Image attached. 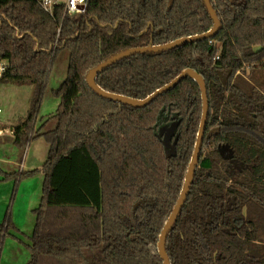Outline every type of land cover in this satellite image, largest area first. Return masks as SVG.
Masks as SVG:
<instances>
[{"label": "trees", "instance_id": "1", "mask_svg": "<svg viewBox=\"0 0 264 264\" xmlns=\"http://www.w3.org/2000/svg\"><path fill=\"white\" fill-rule=\"evenodd\" d=\"M213 36L120 59L99 72L106 91L144 99L183 70L205 79L207 131L195 177L167 238L171 264H264V0H210ZM215 22L205 0H92L87 11L49 14L38 0H0L1 81L31 84L26 117L14 126L26 149L43 136L44 174L27 264H164L158 243L182 193L203 116L198 81L185 77L144 107L104 97L90 71L120 52L204 34ZM61 27V32L58 30ZM69 65L57 110L37 127L55 64ZM177 122L175 152L162 127ZM46 127V128H45ZM225 149V150H224ZM247 166L242 170L234 164ZM10 205L0 254L15 228Z\"/></svg>", "mask_w": 264, "mask_h": 264}, {"label": "rangeland", "instance_id": "2", "mask_svg": "<svg viewBox=\"0 0 264 264\" xmlns=\"http://www.w3.org/2000/svg\"><path fill=\"white\" fill-rule=\"evenodd\" d=\"M69 59L64 55L55 64L48 79L47 88L41 101L37 127L41 126L50 114L54 113L60 102L56 94L66 78ZM264 90V89H263ZM33 87L31 84H16L0 80V120L11 125L19 123L21 117L27 113L30 107ZM27 115V114H26ZM178 123L172 122L170 125L160 129L169 153H174L173 134ZM46 128V127H45ZM13 145V143H12ZM14 146V145H13ZM19 149V147H17ZM19 164L14 168L9 164L0 161V168L8 173L25 170V172L35 168H43L48 159L50 145L43 136H37L26 149H20ZM9 152V151H8ZM19 154V152H18ZM23 158V168L26 160L28 166L21 168L20 159ZM37 165L30 168L29 163ZM3 174L0 172V179ZM23 185L15 191L17 181L10 179L0 181V226L5 218L8 207L11 206L13 216L20 220L22 226L27 231H10L7 235L4 248L0 254V264H27L31 259L29 245L32 243L36 214L34 210L39 207L43 194L44 174L43 172L23 179ZM29 182V183H28Z\"/></svg>", "mask_w": 264, "mask_h": 264}, {"label": "water", "instance_id": "3", "mask_svg": "<svg viewBox=\"0 0 264 264\" xmlns=\"http://www.w3.org/2000/svg\"><path fill=\"white\" fill-rule=\"evenodd\" d=\"M206 5L209 9V12L211 13L212 19L214 20L215 24L212 27V29L204 34L200 35H195V36H189V37H183L179 38L177 40H174L172 42L162 44V45H148V46H143V47H135V48H130L127 50H124L120 52L117 55L112 56L108 60L102 62L99 64L97 67L93 68L88 77L87 81L88 84L95 90L97 91L100 95L113 99L115 101H120L122 103L134 106V107H144L151 103L156 97L159 95L163 94L164 92H167L177 86L179 82L184 79L185 77H192L198 83L200 84L201 90H202V99H203V116H202V121L200 125V129L198 132V138L194 150V154L192 157V161L190 163L188 173L186 175L184 187L182 190V193L180 195V198L178 199L176 205L174 206V209L166 222L164 229L160 235V240L158 243L159 251L160 254L164 260V264H171L170 257L167 252V238L170 234V231L173 228L174 223L176 222L179 212L182 209L185 201L187 200L188 194L191 190L192 182L195 177V172H196V167L199 164L200 156H201V150L203 147L204 139L205 136L210 138L213 134H216L218 131H220V128L218 127L216 130H210L206 132L207 129V123H208V117H209V111H210V105H209V96H208V89H207V84L205 79L200 75L197 71L193 69H186L183 70L176 78H174L172 81L164 85L163 87L157 89L153 94L149 95L148 97L144 99H138V98H133L129 97L126 95L114 93V92H109L104 90L97 82L96 78L99 72L103 71L105 68L111 66L112 64L116 63L120 59H123L125 57H129L132 55L136 54H141V53H147V52H163L165 50H170L173 48H176L178 46H182L188 42H192L195 40H200L204 39L210 36L215 35L221 28V21L217 15L216 10L213 8L211 1L210 0H205ZM173 3V0H170V4Z\"/></svg>", "mask_w": 264, "mask_h": 264}, {"label": "crops", "instance_id": "4", "mask_svg": "<svg viewBox=\"0 0 264 264\" xmlns=\"http://www.w3.org/2000/svg\"><path fill=\"white\" fill-rule=\"evenodd\" d=\"M28 110H29V108L27 107V113H28ZM26 114L21 117V120H23L26 117ZM14 126H15V124L9 125V124L5 123L3 120H0V161L3 160L4 163H7L11 167L13 166L14 168H16V166L19 164V156H20L21 150H20V148L18 149L17 148L18 146L15 144ZM12 143L14 146L12 145ZM30 146H31V143H30ZM18 152H19V154H18ZM20 162H21V168H23V158L20 159ZM26 164H27V160H26ZM26 164H25L24 168H26V166H28ZM29 164H30L29 165L30 168L37 166V165H34L33 162L29 163ZM35 169H37V168H35ZM39 169H41V168H39ZM22 171H25V170H21V172ZM1 180L3 181V177L0 179V181ZM4 181H7V180H4ZM23 183H24L23 180L20 181L18 188H20L23 185ZM18 188H17V190H19ZM13 220L15 222V228L11 229L10 230L11 232L12 231L17 232L20 230L21 231L25 230V227L21 225L20 220H17V218H15L14 216H13Z\"/></svg>", "mask_w": 264, "mask_h": 264}, {"label": "built area", "instance_id": "5", "mask_svg": "<svg viewBox=\"0 0 264 264\" xmlns=\"http://www.w3.org/2000/svg\"><path fill=\"white\" fill-rule=\"evenodd\" d=\"M92 0H38L40 5L52 16H55V9L60 8L63 10L64 15H74L85 13L88 8L89 2ZM58 32H61V27ZM8 67L6 61H0V78Z\"/></svg>", "mask_w": 264, "mask_h": 264}, {"label": "flooded vegetation", "instance_id": "6", "mask_svg": "<svg viewBox=\"0 0 264 264\" xmlns=\"http://www.w3.org/2000/svg\"><path fill=\"white\" fill-rule=\"evenodd\" d=\"M217 128H218V126L215 127V128H213V129L216 130ZM219 128H220V127H219ZM213 129H211V130H213ZM209 131H210V130H209ZM206 132H208V131L206 130ZM218 132H219V131H218ZM218 132H217V133H218ZM224 150H225V149H224ZM234 166H235V168L238 169V170H242L243 168H246V167H247V166H244V165H239L238 163H235Z\"/></svg>", "mask_w": 264, "mask_h": 264}]
</instances>
